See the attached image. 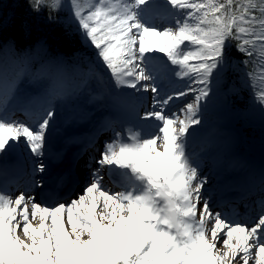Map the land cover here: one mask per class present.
I'll return each instance as SVG.
<instances>
[{"label": "snow or ice", "instance_id": "snow-or-ice-1", "mask_svg": "<svg viewBox=\"0 0 264 264\" xmlns=\"http://www.w3.org/2000/svg\"><path fill=\"white\" fill-rule=\"evenodd\" d=\"M29 7L47 11L50 20L67 8L96 60L78 71L79 81L60 57H49L33 74L30 53L18 52L13 41L4 45L0 171L24 153L32 168L27 190L14 195L0 187V264H264V170L259 212L249 224L235 210L215 209L198 154L189 151L211 86L230 69L241 70L231 60L233 47L245 57L239 62L245 81L264 111V0H29ZM170 74L187 78V91L164 93ZM39 75L47 87L33 113V100L19 85ZM90 80L111 89L114 100L120 89L150 91L152 110L136 114L140 123L128 127L126 137L113 128L99 158L84 162L83 194L69 203L38 202L31 189H46L43 158L55 102L70 100ZM190 92L183 118L166 113L170 102ZM18 111L32 122L15 119ZM214 147L209 141L201 151Z\"/></svg>", "mask_w": 264, "mask_h": 264}, {"label": "trees", "instance_id": "trees-1", "mask_svg": "<svg viewBox=\"0 0 264 264\" xmlns=\"http://www.w3.org/2000/svg\"><path fill=\"white\" fill-rule=\"evenodd\" d=\"M54 16L55 18L50 20L47 11L33 12L29 7V0H0V51H3L8 41H13L18 52L30 53V63L54 55L72 61L89 60L95 51L83 38L68 9L65 8ZM230 55L236 68L241 70L230 69L222 80V89L231 88V95L225 102H231L246 118H262L264 112L259 110L260 105L255 101L252 90L245 81L243 65L239 63L245 59L244 55L237 52L235 47ZM246 130L248 138L264 135L263 129ZM220 144V135L217 134L215 146Z\"/></svg>", "mask_w": 264, "mask_h": 264}, {"label": "rangeland", "instance_id": "rangeland-1", "mask_svg": "<svg viewBox=\"0 0 264 264\" xmlns=\"http://www.w3.org/2000/svg\"><path fill=\"white\" fill-rule=\"evenodd\" d=\"M154 55H156L157 57H159L162 60L166 61V57H163V54H161V53H154ZM169 66L172 67L170 64H169ZM79 70H80L79 67H76V68L74 67L73 71L72 72H69V75L73 79H74V75H76V77H75V79H77L76 81H79L78 78L79 79L81 78L80 75L78 74V71ZM165 80L167 81V79H165ZM181 80H183L185 82L188 79L187 78H184V79H181ZM25 81H27L26 83L28 85H29V83L30 84H34V85H37L40 80H39V78L30 77V78L24 80V84H25ZM164 83L165 82H163V84ZM97 84H98V81L90 80L89 83H88V85H87V87L83 91H81L80 93H77L76 96H74V97L71 98L73 100H76V102H75V105H76L75 108H76V112L77 113H79V112H83V113L84 112H87L86 114L92 116L93 115V111H92L93 108L101 109L102 107H105L106 108L105 109V112H107L106 115H112V116H116V111H117V108L118 107H120L121 109H123L125 111V113L123 114V116L126 114V112L131 113V111H132L134 115H136L137 113H139L140 115H142L143 112H145V111H151L152 110L151 107H150V109L145 108L144 110L141 108V104L144 103L145 98L150 97L151 94H149V92H143L142 91L139 94L140 96L137 97V100L136 101H135V98L136 97H132V95H127L125 98H124V96H121L120 95L117 99L114 100L110 96L111 89H109L108 91H105V88H102L101 85L99 84L98 85V90H97L96 89ZM22 86H23V84H22ZM188 86L189 85H187V87H185V88H188ZM192 86H194V85H192ZM211 87L213 89V91H212L211 94L214 97H213V99H209L208 102L205 101L204 104L205 103H207V104L208 103H211L213 105L212 109L214 111H217L220 116H224L223 117V122L225 123L224 124V127H228L229 128V135H230L229 144H230V146L233 147L235 145V146H243V147H245L246 144L243 143V138L241 137V131L238 128L232 127V125H231V120H232V122H235L238 117L235 116V114L233 112H231L227 108H219L221 106V104H222V101H223L222 95L219 94V93H217L215 91L216 84H213ZM93 91H97V94H94ZM90 92H92V93H90ZM94 96L99 97V98L98 99H93ZM67 101H61L60 102L61 103L60 105H64V104L66 105ZM148 103H149V100H148ZM186 103L187 102H185L183 105H185ZM167 108L169 110L168 111V114L171 115L173 112L174 113H177V111H181V109L183 107H181V106H174L173 107L172 105L169 104L167 106ZM209 108H210V105L209 106H206V109L205 110H208ZM177 115H180L181 118H183V113L182 112H180V114H177ZM130 118H132V117L131 116H128L127 117V120H129ZM70 119H71V117H69V118L66 117L65 118V120H64V125L65 126H66V124H68V121ZM75 120H76V118H75ZM155 123H159V122H155ZM203 123H204V120H203ZM53 124H56L55 121H53ZM195 127L198 129L196 135H198V134H201V135L198 137V139L195 140V143H193L191 145L197 144L198 142H200L201 139H202V141L206 142V139H208V138L211 137V135H212L211 132L203 129L201 126H195ZM63 128H65V127H63ZM71 128H73V127H70L67 131H70ZM190 131H191V129H190ZM241 138H242V140H241ZM111 139H113V138L111 136H109L108 139H107V141H109ZM261 144L262 143H258V146L261 145ZM24 155H25V153H24ZM26 155H27V153H26ZM220 168H221V166H220ZM220 168L219 169H216V170H220ZM212 172H214V170ZM203 176L206 177V178H208L205 175V173H203ZM208 180H209V178H208ZM205 187L208 188L209 186L206 185Z\"/></svg>", "mask_w": 264, "mask_h": 264}, {"label": "bare ground", "instance_id": "bare-ground-1", "mask_svg": "<svg viewBox=\"0 0 264 264\" xmlns=\"http://www.w3.org/2000/svg\"><path fill=\"white\" fill-rule=\"evenodd\" d=\"M173 81V79H170L169 80V82L168 83H171ZM180 83V82H179ZM179 83H177V85L174 87V90L172 91V92H167L168 94H172V93H174V92H178V91H180V90H185L186 91V89H184V87H182L181 86V84H179ZM188 83H191L190 81H188ZM195 86V85H194ZM193 86V87H194ZM131 92H137L136 90H134V89H129ZM154 96L155 94H153V93H151V96ZM193 97H194V94L193 95H190V94H188V96H186V97H182V98H180V99H178V100H175L174 102H170L169 104L170 105H172L173 107L174 106H176V105H178V104H182V103H184V102H191L192 101V99H193ZM150 102L152 103V99L150 100ZM184 106V105H183ZM165 111H166V113L168 114V110H167V106H166V108H165ZM180 112L181 111H177V113L176 114H180ZM57 114V113H56ZM58 120H59V118H58ZM66 139H69V137H66ZM246 155H252L250 152H246ZM250 158L253 160V161H255L251 156H250ZM203 161H205V163L206 164H208L207 163V160L206 159H204ZM201 163H203V162H201ZM225 173V175H228V174H230L229 172H224ZM106 183V185L107 186H112L109 182H105ZM34 223V225L37 223V222H33ZM218 247H220V245H218ZM238 259H239V257H238ZM250 264H251V262H250Z\"/></svg>", "mask_w": 264, "mask_h": 264}]
</instances>
